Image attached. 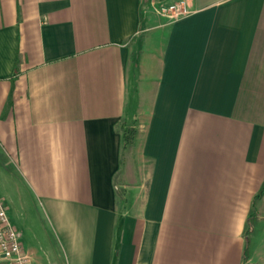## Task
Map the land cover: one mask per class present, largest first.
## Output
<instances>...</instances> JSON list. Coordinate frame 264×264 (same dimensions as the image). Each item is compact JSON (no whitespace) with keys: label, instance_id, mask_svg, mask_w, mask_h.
Masks as SVG:
<instances>
[{"label":"crops","instance_id":"1","mask_svg":"<svg viewBox=\"0 0 264 264\" xmlns=\"http://www.w3.org/2000/svg\"><path fill=\"white\" fill-rule=\"evenodd\" d=\"M159 1L0 0V195L40 226L29 264H264V0Z\"/></svg>","mask_w":264,"mask_h":264},{"label":"built area","instance_id":"2","mask_svg":"<svg viewBox=\"0 0 264 264\" xmlns=\"http://www.w3.org/2000/svg\"><path fill=\"white\" fill-rule=\"evenodd\" d=\"M157 14L176 19L189 12L187 0H162L153 3ZM0 259L5 264H29L30 257L24 250L22 234L12 222L6 201L0 195Z\"/></svg>","mask_w":264,"mask_h":264},{"label":"trees","instance_id":"3","mask_svg":"<svg viewBox=\"0 0 264 264\" xmlns=\"http://www.w3.org/2000/svg\"><path fill=\"white\" fill-rule=\"evenodd\" d=\"M136 127L130 126V125H125L124 126V148H129L135 140V135H136ZM264 193V184L262 185L260 191L257 193L256 197H260ZM257 220V214L256 211H252L250 213L249 218H248V225H247V231L251 232L253 229V226L256 224ZM251 247V239L248 237L246 249H245V254L244 257L248 256L249 249Z\"/></svg>","mask_w":264,"mask_h":264},{"label":"rangeland","instance_id":"4","mask_svg":"<svg viewBox=\"0 0 264 264\" xmlns=\"http://www.w3.org/2000/svg\"><path fill=\"white\" fill-rule=\"evenodd\" d=\"M160 15V14H159ZM158 15V16H159ZM160 17H165V16H160ZM167 17L164 18V20L166 19ZM168 20V18H167ZM39 225L38 224H35L33 223L32 221L28 222L27 224H22V226L20 227L21 230H22V234H23V240L24 242L25 241H32V240H36V239H40V238H44L41 234V230L39 229ZM38 237V238H37ZM36 238V239H35ZM45 242V241H43Z\"/></svg>","mask_w":264,"mask_h":264}]
</instances>
